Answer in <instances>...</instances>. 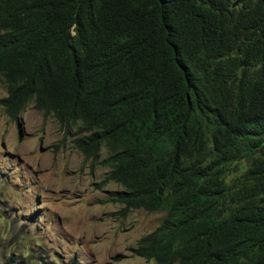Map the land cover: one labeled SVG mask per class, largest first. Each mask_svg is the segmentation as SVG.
I'll use <instances>...</instances> for the list:
<instances>
[{"label": "trees", "instance_id": "16d2710c", "mask_svg": "<svg viewBox=\"0 0 264 264\" xmlns=\"http://www.w3.org/2000/svg\"><path fill=\"white\" fill-rule=\"evenodd\" d=\"M0 81L107 148L117 217L164 211L135 255L264 264V0H0Z\"/></svg>", "mask_w": 264, "mask_h": 264}, {"label": "rangeland", "instance_id": "374dc122", "mask_svg": "<svg viewBox=\"0 0 264 264\" xmlns=\"http://www.w3.org/2000/svg\"><path fill=\"white\" fill-rule=\"evenodd\" d=\"M0 81V98L6 95ZM54 111L30 103L16 118L0 105V264H154L133 254L162 212L114 213L103 182L110 166L75 147L76 126L63 129Z\"/></svg>", "mask_w": 264, "mask_h": 264}, {"label": "clouds", "instance_id": "9594fccd", "mask_svg": "<svg viewBox=\"0 0 264 264\" xmlns=\"http://www.w3.org/2000/svg\"><path fill=\"white\" fill-rule=\"evenodd\" d=\"M2 83H3V82H2ZM3 84H4V83H3ZM4 85H5V84H4ZM5 88H6V87H5ZM5 90H6V95H7V89H5ZM6 95H4V96H6ZM2 97H3V96H2ZM30 103H32L33 105L35 104L34 101L31 100V101H29V102L27 103L26 107H27ZM26 107H25V108H26ZM34 107H35V106H34ZM35 108H36V107H35ZM37 109L40 110L42 113H44V110H43V109H39V108H37ZM24 110H25V109H24ZM24 110H23V111H24ZM23 111H22V112H23ZM50 111H53V110H50ZM50 111H49V112H50ZM22 112H21V113H22ZM54 112H55V111H54ZM54 115H55V117H56V113H54ZM56 119H57V117H56ZM57 120H58V119H57ZM77 122H78V125H74V126H76V128H77V130H78V127H79L80 124H81V120H80V119H77ZM59 123H60V122H59ZM74 126H71V127H74ZM71 127H70V128H71ZM68 130H69V129H68ZM77 130H76V135H77V137H79L82 133H78ZM77 137L74 138L73 142L76 140ZM74 145H75V142H74ZM103 146H104V145H103ZM75 147H77V146L75 145ZM104 147H105V146H104ZM105 148H106V147H105ZM79 149H80V148H79ZM106 149H107V148H106ZM80 150H81V149H80ZM81 151H82V150H81ZM82 153H83V151H82ZM83 155H84V154H83ZM84 158H85V157H84ZM242 165L245 166V163H243ZM238 167H239V166L231 167L233 170H232L230 176H235V175L239 174L238 172H240V170L238 169ZM109 170H110V169H109ZM110 181H112V180H110ZM103 182L106 183V181H103ZM113 182H114V181H113ZM121 186L123 187V189L115 190V191H122V190H125L124 186H123V185H121ZM112 192H114V191H110V192H108V194H109V198L111 197V193H112ZM113 203H114V202H113ZM117 204H119V203H117ZM119 205H120V208H121V207H122V204H119ZM120 208H118V209H120ZM139 209H142V208H139ZM133 210H137V209H133ZM143 210H144V209H143ZM131 211H132V210H130V212H131ZM145 211H146V210H145ZM130 212H129V213H130ZM147 212H148V211H147ZM159 212H162L163 215H164V211H159ZM129 213H128V214H129ZM127 216H128V215H127ZM127 216H126V217H127ZM126 217H125V218H126ZM121 219H123V218H121ZM148 233H149V232H148ZM144 235H145V234H144ZM135 246H136V245H135ZM135 246H134V247H135ZM133 254H134V253H133ZM134 255H135V254H134ZM136 256H137V255H136ZM138 257H139V256H138ZM145 260H146V259H145ZM147 261H149V260H147ZM154 264H155V262H154Z\"/></svg>", "mask_w": 264, "mask_h": 264}]
</instances>
